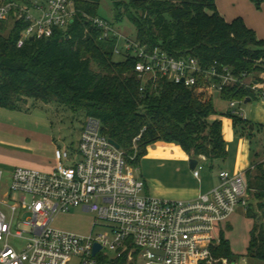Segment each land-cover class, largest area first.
Segmentation results:
<instances>
[{
  "label": "built area",
  "instance_id": "obj_1",
  "mask_svg": "<svg viewBox=\"0 0 264 264\" xmlns=\"http://www.w3.org/2000/svg\"><path fill=\"white\" fill-rule=\"evenodd\" d=\"M75 0H0V23L13 28L25 23L18 47L27 41L47 39L57 29L68 28L76 19ZM105 36L119 38L117 54L135 58V71L145 92L159 79L183 84L192 90L219 97L229 87H245L258 101L264 100V72L257 76L236 75L232 67L216 61L203 66L194 56L176 58L160 47L120 33L104 18L92 19ZM124 41V42H121ZM123 43V44H122ZM251 100L252 97L250 96ZM246 100L229 101L232 114L247 119L240 106ZM104 132L102 121L85 119L77 158L57 148V165L51 172L16 167L6 185L0 170V264H209L216 260L212 248L219 245V226L240 206L250 202L245 172L222 170L220 182L194 199H169L146 194V181L123 148ZM205 157V156H204ZM69 162V163H66ZM203 165L194 169L200 176ZM82 207L95 214L89 235L54 226L60 213ZM97 226L103 233L94 234ZM12 239L25 241L22 250ZM96 245L101 248L95 253ZM246 258L243 263L245 264ZM228 264L227 259H223ZM238 264V263H234ZM247 264V263H246Z\"/></svg>",
  "mask_w": 264,
  "mask_h": 264
},
{
  "label": "trees",
  "instance_id": "obj_2",
  "mask_svg": "<svg viewBox=\"0 0 264 264\" xmlns=\"http://www.w3.org/2000/svg\"><path fill=\"white\" fill-rule=\"evenodd\" d=\"M101 1L75 0L78 15L68 28L57 29L47 39L29 40L22 47L17 41L25 23L16 22L8 35V24L0 23V106L22 109L32 100L84 110L87 117L102 121L104 132L126 150L132 163L158 140L177 142L194 158L227 161L223 123L213 119L218 113L215 96L168 79H159L155 85L150 81L142 92L135 58L122 54L124 58L116 60L119 38L105 36L92 20L101 17ZM111 1L115 21L108 20L110 24L128 19L136 28L133 39L142 44L160 47L176 58L194 56L205 67L218 61L241 78L243 73L264 72V39L242 17L228 22L217 0ZM251 1L257 8L264 3ZM250 96L258 101L248 88L229 87L220 98L229 102ZM224 115L235 126L251 123L229 109ZM255 168L264 171V163ZM257 178L262 192L257 197L264 199V177ZM259 205L264 209V200ZM248 256L264 261V229L258 224L251 231ZM212 257L216 261L209 264L240 261L224 233L212 248Z\"/></svg>",
  "mask_w": 264,
  "mask_h": 264
},
{
  "label": "crops",
  "instance_id": "obj_3",
  "mask_svg": "<svg viewBox=\"0 0 264 264\" xmlns=\"http://www.w3.org/2000/svg\"><path fill=\"white\" fill-rule=\"evenodd\" d=\"M241 2L248 3V0H233L232 5L229 3L227 5L223 0H217L218 10L228 22L242 17L247 25L257 32L248 14L243 12ZM257 35L260 39H264L258 33ZM251 101L253 100L246 103ZM63 108L64 106L43 101L34 103L31 101L22 109L0 106V170L5 172L6 185L10 182L11 173L16 167L22 166L41 171H49L55 167L57 161L55 153L54 156L48 157V150L52 153L59 148V145L51 131L47 133L39 129L45 127L42 125L51 124L53 127L49 116L41 109ZM39 109L40 111H36ZM227 110L224 109L221 112L224 114ZM262 110L252 109L251 117L254 121L264 123L262 122L264 121ZM247 119L249 120V118ZM223 126V134L229 151L227 161H210L206 157L200 156L198 159L203 168L199 177L195 176L194 169L190 168L188 164L175 171H163V178L151 175L154 179L153 195L169 199H194L211 191L219 184V174L222 170H230L232 174L245 172L248 177L250 169H255L257 163H264L263 143L258 142L256 147L253 143L254 138H262L264 125L251 122L245 126H235L232 118L228 116L225 118ZM222 231L220 225L219 233Z\"/></svg>",
  "mask_w": 264,
  "mask_h": 264
},
{
  "label": "rangeland",
  "instance_id": "obj_4",
  "mask_svg": "<svg viewBox=\"0 0 264 264\" xmlns=\"http://www.w3.org/2000/svg\"><path fill=\"white\" fill-rule=\"evenodd\" d=\"M223 1H225L227 5L228 3L229 5L233 4V0ZM253 4L254 3L251 0H248V3L244 4L241 2V8L243 12L245 14H248V16L250 17L251 22L254 24L253 26H255L257 30V33L264 38V3L262 4L261 8H257V6ZM99 14L101 17L109 21H115L113 2L111 0H102L99 8ZM10 26L11 24L9 25V27ZM8 28L7 31H5L6 35H8L10 32V29ZM115 28L120 33L130 38H135L136 36V28L134 24L128 19H124L122 22L115 24ZM123 58L124 56L122 54H117L115 56L116 60H122ZM93 67L96 68L95 65H93ZM214 100L215 107L218 110V113L214 115L215 118L213 119L221 120L224 124V120L228 116L224 115L221 110L228 109L229 102L222 100L218 95L215 96ZM240 108L243 109L250 122L264 125V123L254 121V119H252L251 117L252 109H264V100H253L249 103L242 104ZM41 110H44V113L49 116L50 122H52L53 127H51V124H49L42 125L45 127H40L39 129L47 133L51 131L55 136V141L59 145V147L68 149L73 153V155L76 156L82 131V125L86 118L85 111L81 109L73 110L67 106H64L63 109ZM36 111H40V109ZM262 111L264 113V110ZM253 140L255 147L257 146L258 142L261 141L263 143L262 154L264 155V132L262 133L261 139L254 138ZM54 151L50 153L48 150V157L54 156ZM76 157L79 158V156ZM190 161V155L182 149L179 143L158 140L147 145L141 153L139 161L132 164L138 168L137 175L146 181L147 187L145 193L153 195L154 179H152V176H162L161 178H163V171H175L177 168L185 166L187 164L190 166V168H192ZM55 167L50 169L49 171H43L51 172L55 169ZM259 175H261V177H264V171H259L256 168L252 169V179H248L249 185L251 186L250 202L248 206L238 207L227 221L221 223L223 229L222 233H224V237L230 241L233 252L240 255V261L236 262L238 264L243 263L244 258H246L245 264H264V261L248 256V247L250 244L251 231L253 227L255 226V224H258L260 228L264 229V209H262L259 205V203L264 199H259L257 197L258 193H262L261 189L258 188L259 181L261 180L260 178H257V176ZM94 218V213L85 211L82 207H76L68 213L58 214L54 220V226L65 231H70L81 235H89L93 233L92 230ZM105 230V227L97 226L94 230V234L96 235L98 233H103ZM218 237V239H221V233L218 234ZM11 243L19 250H22L25 245V241L22 239H12Z\"/></svg>",
  "mask_w": 264,
  "mask_h": 264
},
{
  "label": "water",
  "instance_id": "obj_5",
  "mask_svg": "<svg viewBox=\"0 0 264 264\" xmlns=\"http://www.w3.org/2000/svg\"><path fill=\"white\" fill-rule=\"evenodd\" d=\"M32 40H34V38H32ZM250 100H251V98L248 97V98L246 99V102H248V101H250ZM111 141H112L113 144H115L118 148L121 147L120 144L117 143L115 140L111 139ZM190 162H191V167H192L193 169H195V168L197 167L198 163H199V159L193 157V158L191 159ZM100 248H101L100 245H96V247H95V253H96Z\"/></svg>",
  "mask_w": 264,
  "mask_h": 264
}]
</instances>
